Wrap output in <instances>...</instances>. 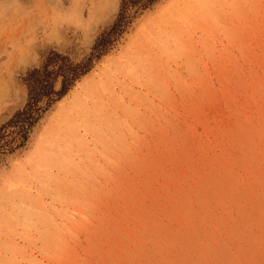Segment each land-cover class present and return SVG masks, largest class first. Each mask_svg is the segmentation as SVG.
Masks as SVG:
<instances>
[{
    "label": "rangeland",
    "instance_id": "374dc122",
    "mask_svg": "<svg viewBox=\"0 0 264 264\" xmlns=\"http://www.w3.org/2000/svg\"><path fill=\"white\" fill-rule=\"evenodd\" d=\"M120 5L0 0V264H264V0H159L27 137L9 123Z\"/></svg>",
    "mask_w": 264,
    "mask_h": 264
},
{
    "label": "trees",
    "instance_id": "16d2710c",
    "mask_svg": "<svg viewBox=\"0 0 264 264\" xmlns=\"http://www.w3.org/2000/svg\"><path fill=\"white\" fill-rule=\"evenodd\" d=\"M159 0H121L119 13L114 22L96 39L92 51L79 62L68 55L50 51L40 67L30 69L25 76L29 89L28 102L9 121L19 133H25L40 119L53 103L64 97L75 82L87 74L96 60L101 59L113 42L126 31L133 17L141 10L151 7ZM60 82V88L56 89ZM0 129V139L1 131Z\"/></svg>",
    "mask_w": 264,
    "mask_h": 264
},
{
    "label": "bare ground",
    "instance_id": "6f19581e",
    "mask_svg": "<svg viewBox=\"0 0 264 264\" xmlns=\"http://www.w3.org/2000/svg\"><path fill=\"white\" fill-rule=\"evenodd\" d=\"M116 1L117 0H106V5H107V7H109L110 6V9H111V7L116 3ZM110 15V14H109ZM108 15V16H109ZM77 101V100H76ZM60 103V102H59ZM60 110L59 111H62L63 110V106L62 105H60Z\"/></svg>",
    "mask_w": 264,
    "mask_h": 264
}]
</instances>
